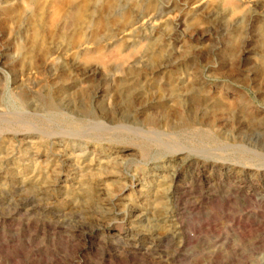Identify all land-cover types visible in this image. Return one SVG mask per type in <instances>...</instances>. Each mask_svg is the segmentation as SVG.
Returning a JSON list of instances; mask_svg holds the SVG:
<instances>
[{"label": "rangeland", "instance_id": "rangeland-1", "mask_svg": "<svg viewBox=\"0 0 264 264\" xmlns=\"http://www.w3.org/2000/svg\"><path fill=\"white\" fill-rule=\"evenodd\" d=\"M234 1L0 0V264H264V0Z\"/></svg>", "mask_w": 264, "mask_h": 264}, {"label": "bare ground", "instance_id": "bare-ground-1", "mask_svg": "<svg viewBox=\"0 0 264 264\" xmlns=\"http://www.w3.org/2000/svg\"><path fill=\"white\" fill-rule=\"evenodd\" d=\"M225 2L228 4V5H230L229 7L230 8H232L231 6H234V3H235V1L234 0H225ZM224 2V3H225ZM233 9H234V7H233ZM125 56V55H124ZM141 192V191H140ZM129 212V211H128ZM122 216V215H121ZM143 219V218H142ZM137 220V219H136ZM139 220V219H138Z\"/></svg>", "mask_w": 264, "mask_h": 264}]
</instances>
